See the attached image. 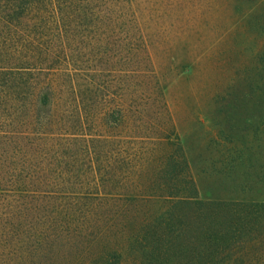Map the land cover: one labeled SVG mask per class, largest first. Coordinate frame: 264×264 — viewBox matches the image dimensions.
Wrapping results in <instances>:
<instances>
[{"label": "trees", "instance_id": "1", "mask_svg": "<svg viewBox=\"0 0 264 264\" xmlns=\"http://www.w3.org/2000/svg\"><path fill=\"white\" fill-rule=\"evenodd\" d=\"M118 2L0 0V264H264V201L198 198Z\"/></svg>", "mask_w": 264, "mask_h": 264}, {"label": "rangeland", "instance_id": "2", "mask_svg": "<svg viewBox=\"0 0 264 264\" xmlns=\"http://www.w3.org/2000/svg\"><path fill=\"white\" fill-rule=\"evenodd\" d=\"M117 9L145 43L198 198L264 201V0H126Z\"/></svg>", "mask_w": 264, "mask_h": 264}]
</instances>
